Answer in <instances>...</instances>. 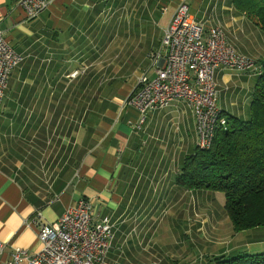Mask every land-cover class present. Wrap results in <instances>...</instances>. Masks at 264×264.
<instances>
[{"label": "crops", "instance_id": "crops-1", "mask_svg": "<svg viewBox=\"0 0 264 264\" xmlns=\"http://www.w3.org/2000/svg\"><path fill=\"white\" fill-rule=\"evenodd\" d=\"M17 1L0 0V28L24 59L0 105V264L16 248L41 249L38 214L54 224L82 199L114 226L106 264L263 254L264 227L234 232L214 193L177 183L198 147L193 109L177 101L137 130L139 112L126 105L143 74L156 78L150 53L184 2L238 54L264 61V32L233 0H135L132 19L121 10L127 0H50L33 21ZM215 80L223 113L248 120L258 79L219 70ZM171 233L178 244L163 254L159 238Z\"/></svg>", "mask_w": 264, "mask_h": 264}, {"label": "built area", "instance_id": "built-area-1", "mask_svg": "<svg viewBox=\"0 0 264 264\" xmlns=\"http://www.w3.org/2000/svg\"><path fill=\"white\" fill-rule=\"evenodd\" d=\"M50 4V0L17 1L29 21L37 19ZM23 60L0 28V105L12 73ZM150 60L156 78L149 80L143 74L135 93L126 102L139 112L135 129H142L150 113L184 101L194 111L201 149L210 148L216 132L226 129L228 124L218 106L216 72L229 70L256 78L263 73L261 64L234 50L222 29L207 27L206 22L192 18L185 2L177 7L159 46L150 53ZM37 222L41 249L30 253L16 248L6 264H106L115 229L108 217L98 218L92 201L80 200L54 224L45 222L41 214ZM3 248L0 243V253Z\"/></svg>", "mask_w": 264, "mask_h": 264}, {"label": "trees", "instance_id": "trees-1", "mask_svg": "<svg viewBox=\"0 0 264 264\" xmlns=\"http://www.w3.org/2000/svg\"><path fill=\"white\" fill-rule=\"evenodd\" d=\"M235 8L264 32V0H233ZM250 105V117L225 115L226 129L216 132L211 147L186 158L177 183L189 191L225 197V211L236 233L264 227V61ZM219 264H264V253Z\"/></svg>", "mask_w": 264, "mask_h": 264}, {"label": "rangeland", "instance_id": "rangeland-1", "mask_svg": "<svg viewBox=\"0 0 264 264\" xmlns=\"http://www.w3.org/2000/svg\"><path fill=\"white\" fill-rule=\"evenodd\" d=\"M144 5H146L145 2H144ZM122 6H120V8H122ZM134 8H135V0H127V4L124 5V8H122L121 10L124 9L126 14H127L128 19H132L133 15L131 13H132V9H134ZM137 8H139V6H137ZM114 9L119 11L118 7L114 8ZM111 12H112V10H111ZM208 192L213 193L210 191H208ZM210 195H212V199L218 200V202H220L221 205L225 204V197L223 194H221V193L215 194L214 193L215 196L213 194H210ZM165 222L167 223L168 219H166ZM159 239H160L159 247L163 250V254L173 252L176 245L178 244L176 241V236L173 233L170 234L169 238H165L162 241H161V238H159Z\"/></svg>", "mask_w": 264, "mask_h": 264}]
</instances>
